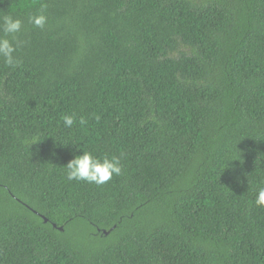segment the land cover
Returning <instances> with one entry per match:
<instances>
[{"label": "trees", "instance_id": "16d2710c", "mask_svg": "<svg viewBox=\"0 0 264 264\" xmlns=\"http://www.w3.org/2000/svg\"><path fill=\"white\" fill-rule=\"evenodd\" d=\"M7 15L0 264H264V0H0ZM83 151L122 174L67 180Z\"/></svg>", "mask_w": 264, "mask_h": 264}, {"label": "clouds", "instance_id": "9594fccd", "mask_svg": "<svg viewBox=\"0 0 264 264\" xmlns=\"http://www.w3.org/2000/svg\"><path fill=\"white\" fill-rule=\"evenodd\" d=\"M46 5H42L37 14L29 16V22L37 28L43 29L47 23ZM23 22L11 15L4 16L0 22V30L3 35L0 36V59L11 67L15 68L20 63L15 55L20 41L16 34L22 29ZM11 37V39H9ZM98 120L99 117H96ZM80 124L83 125L87 121L81 117ZM65 127L71 128L75 123V117L65 115L63 117ZM122 165L119 157H103L99 158L92 152L83 151V154L76 155L66 165V178L69 181H84L90 184L102 185L110 181L114 176L122 174ZM255 203L258 206H264V187L259 188L256 195Z\"/></svg>", "mask_w": 264, "mask_h": 264}, {"label": "water", "instance_id": "95a60500", "mask_svg": "<svg viewBox=\"0 0 264 264\" xmlns=\"http://www.w3.org/2000/svg\"><path fill=\"white\" fill-rule=\"evenodd\" d=\"M47 221V220H46Z\"/></svg>", "mask_w": 264, "mask_h": 264}]
</instances>
